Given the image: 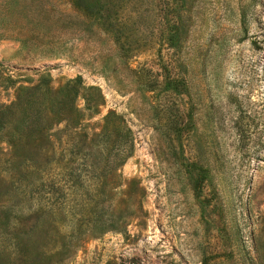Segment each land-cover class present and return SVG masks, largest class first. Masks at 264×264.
Instances as JSON below:
<instances>
[{
    "label": "rangeland",
    "instance_id": "1",
    "mask_svg": "<svg viewBox=\"0 0 264 264\" xmlns=\"http://www.w3.org/2000/svg\"><path fill=\"white\" fill-rule=\"evenodd\" d=\"M82 1L0 0V70L15 86L79 76L102 96L93 112L76 98L81 131L112 111L130 132L116 170L124 225L48 264H264V0ZM100 12L126 22L119 44ZM13 98L0 87L1 104Z\"/></svg>",
    "mask_w": 264,
    "mask_h": 264
},
{
    "label": "trees",
    "instance_id": "2",
    "mask_svg": "<svg viewBox=\"0 0 264 264\" xmlns=\"http://www.w3.org/2000/svg\"><path fill=\"white\" fill-rule=\"evenodd\" d=\"M249 5H239L242 25ZM156 6L158 18L174 13L172 24H177L175 7ZM102 18L99 25L113 21L102 29L119 44L125 32L119 27L126 22L100 12ZM122 39L126 47L119 46L120 56L129 59L135 48ZM48 80L47 73H40L36 83L15 86L0 70V87L14 88L13 100L0 103V139L8 146L0 151V264H48L84 234L121 229L132 212L129 198L122 206L116 200V170L131 154L128 128L108 111L98 131H81L83 112L75 100L82 97L83 108L93 112L102 103L98 89L83 87L79 76L54 90ZM145 85L153 87L152 80Z\"/></svg>",
    "mask_w": 264,
    "mask_h": 264
}]
</instances>
